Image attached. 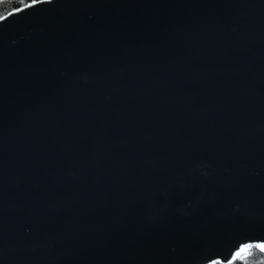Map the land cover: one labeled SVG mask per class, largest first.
<instances>
[{
  "label": "water",
  "instance_id": "95a60500",
  "mask_svg": "<svg viewBox=\"0 0 264 264\" xmlns=\"http://www.w3.org/2000/svg\"><path fill=\"white\" fill-rule=\"evenodd\" d=\"M4 18L0 264L264 254V0H46Z\"/></svg>",
  "mask_w": 264,
  "mask_h": 264
},
{
  "label": "trees",
  "instance_id": "16d2710c",
  "mask_svg": "<svg viewBox=\"0 0 264 264\" xmlns=\"http://www.w3.org/2000/svg\"><path fill=\"white\" fill-rule=\"evenodd\" d=\"M41 1L46 0H36V3ZM32 3L33 0H0V16L5 17ZM231 264H264V254L259 252L256 247L252 246L245 249V251L237 256Z\"/></svg>",
  "mask_w": 264,
  "mask_h": 264
},
{
  "label": "snow or ice",
  "instance_id": "6c2138e0",
  "mask_svg": "<svg viewBox=\"0 0 264 264\" xmlns=\"http://www.w3.org/2000/svg\"><path fill=\"white\" fill-rule=\"evenodd\" d=\"M36 3V0H33V5ZM33 5H27L26 7H32ZM19 11V9H18ZM11 15V13H10ZM5 18L3 16H0V20H4ZM258 247L261 248V250H264V245H258Z\"/></svg>",
  "mask_w": 264,
  "mask_h": 264
},
{
  "label": "rangeland",
  "instance_id": "374dc122",
  "mask_svg": "<svg viewBox=\"0 0 264 264\" xmlns=\"http://www.w3.org/2000/svg\"><path fill=\"white\" fill-rule=\"evenodd\" d=\"M244 251H245V250H244ZM244 251H243V252H244Z\"/></svg>",
  "mask_w": 264,
  "mask_h": 264
}]
</instances>
